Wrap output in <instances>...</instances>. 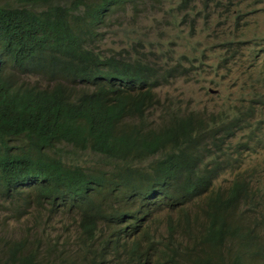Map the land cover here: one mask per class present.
I'll use <instances>...</instances> for the list:
<instances>
[{"label":"trees","instance_id":"obj_1","mask_svg":"<svg viewBox=\"0 0 264 264\" xmlns=\"http://www.w3.org/2000/svg\"><path fill=\"white\" fill-rule=\"evenodd\" d=\"M27 1L41 9L0 4V207L16 221L72 219L75 230L63 221L68 235L14 239L0 227V264L264 263L255 231L263 221L248 224L261 187L239 171L228 187L214 184L240 168L254 135L233 139L253 110L148 124L153 91L181 64L156 63L142 39L122 59L95 45L120 13L140 15L160 0ZM180 3L207 23L203 0ZM223 121V134L209 127ZM87 151L94 162L78 164ZM212 151L219 160L203 171Z\"/></svg>","mask_w":264,"mask_h":264},{"label":"rangeland","instance_id":"obj_2","mask_svg":"<svg viewBox=\"0 0 264 264\" xmlns=\"http://www.w3.org/2000/svg\"><path fill=\"white\" fill-rule=\"evenodd\" d=\"M203 1L207 8L200 18L208 19L205 24L196 22V5L182 8L181 0H160L159 4H153L151 11L140 15L120 13L111 26L102 28L105 31V35H102L104 39L95 45L101 56L122 59L133 56L135 43L142 39L146 42L143 51H153L152 58L156 63H165L164 68L181 64L167 84L153 91L157 103L145 114L144 119L148 124L162 126L161 123L171 116L185 117L192 113L206 116L208 122L217 113L228 120L251 108L253 118L247 119L244 129L236 131L233 139L234 144H238L244 140V135H254L252 141L247 143V151L239 150L238 156L242 159L240 168L222 173L214 184L221 188L228 187L239 171L250 176V182L264 192V105L260 104L264 102V58L262 53L255 56L259 51L257 44L262 43L264 38V2L236 6L239 12H233L231 6L229 11L225 0H216L222 3L218 7L212 0ZM1 3L41 9L40 3L33 4L27 0H0ZM244 13L247 14L242 17ZM250 40L255 42L248 43ZM147 42L152 44L150 48ZM225 62L227 70L223 67ZM183 69L188 71L181 76L178 73ZM208 89L217 93L211 94ZM258 95V102L250 100ZM226 123L210 124L209 127L220 135ZM207 154L213 155L204 159L207 167L201 166L203 171H208L219 160L214 151ZM85 155L78 164L91 165L94 162L93 154L87 151ZM211 163L213 165L210 166ZM9 214L5 206L0 207L1 234L6 233L14 239L29 233L31 236L68 235L63 230V221L70 225L71 232L75 230L72 219L61 221L58 218L39 224L31 216L16 221ZM250 264L264 263L257 259L251 260Z\"/></svg>","mask_w":264,"mask_h":264},{"label":"clouds","instance_id":"obj_3","mask_svg":"<svg viewBox=\"0 0 264 264\" xmlns=\"http://www.w3.org/2000/svg\"><path fill=\"white\" fill-rule=\"evenodd\" d=\"M235 1V3H234ZM213 2V1H212ZM226 4H227V1L225 0ZM264 2V0H262V3ZM215 3V2H213ZM244 4H248V5H251V4H261L260 2H249V0H233V3L231 5H228L227 4V7L230 11V6H231V9L233 8V12L236 11V12H239L237 9H236V6H240V5H244ZM215 5H217L215 3ZM247 13H244L242 15V17L246 16ZM248 43H252V42H255L254 40H250V41H247ZM264 42V38L262 39V43ZM228 43V42H227ZM262 43H258L257 46L259 47V45H261ZM222 46H227V45H222ZM229 49L227 48L226 51H228ZM258 53H262V56L264 58V52L260 50V47H259V51L257 52V54L255 56L258 55ZM227 63L225 62L224 66L226 69H227ZM259 82V81H257ZM258 84V83H257ZM252 88L255 89L254 85H252ZM209 91V89H208ZM216 91V90H215ZM217 93V91H216ZM215 93V94H216ZM248 121L245 120V123L242 124V127H244V125L247 123ZM82 164V163H81ZM256 201H258V207L256 208V210L253 212V214L250 215L249 219H248V224L251 223V220L252 219H255V218H260L262 221H263V224H264V192H262V194L260 196H256L255 197ZM190 207V206H188ZM245 208V207H244ZM258 228H261L262 230L259 231ZM255 231H259L262 236H264V229L262 227H258ZM264 241V240H262Z\"/></svg>","mask_w":264,"mask_h":264},{"label":"water","instance_id":"obj_4","mask_svg":"<svg viewBox=\"0 0 264 264\" xmlns=\"http://www.w3.org/2000/svg\"><path fill=\"white\" fill-rule=\"evenodd\" d=\"M209 93H211V94H215L216 91H215V90H212V89H209Z\"/></svg>","mask_w":264,"mask_h":264},{"label":"bare ground","instance_id":"obj_5","mask_svg":"<svg viewBox=\"0 0 264 264\" xmlns=\"http://www.w3.org/2000/svg\"><path fill=\"white\" fill-rule=\"evenodd\" d=\"M208 14V13H207ZM225 14V13H224ZM200 54V53H199ZM202 55V54H201ZM208 55V54H207ZM198 61H199V59H198ZM198 63V62H197ZM202 65V64H201ZM200 67V66H199Z\"/></svg>","mask_w":264,"mask_h":264}]
</instances>
